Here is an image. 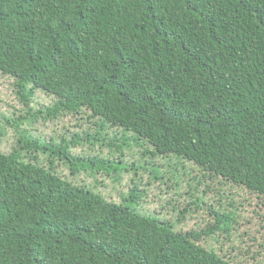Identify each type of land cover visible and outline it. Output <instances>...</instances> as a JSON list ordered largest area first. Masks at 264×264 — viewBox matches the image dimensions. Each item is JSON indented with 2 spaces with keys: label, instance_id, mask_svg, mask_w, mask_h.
<instances>
[{
  "label": "trees",
  "instance_id": "trees-1",
  "mask_svg": "<svg viewBox=\"0 0 264 264\" xmlns=\"http://www.w3.org/2000/svg\"><path fill=\"white\" fill-rule=\"evenodd\" d=\"M0 72L27 106L56 98L45 119L86 112L228 188L204 203L213 224L185 232V216L141 213L137 189L115 204L27 159L111 165L25 132L0 152V264H241L215 245L235 233L264 260L244 209L245 192L264 200V0H0Z\"/></svg>",
  "mask_w": 264,
  "mask_h": 264
},
{
  "label": "rangeland",
  "instance_id": "rangeland-1",
  "mask_svg": "<svg viewBox=\"0 0 264 264\" xmlns=\"http://www.w3.org/2000/svg\"><path fill=\"white\" fill-rule=\"evenodd\" d=\"M16 91L15 79L0 72V152L9 154L16 147L19 148V139H22L25 132L27 136L41 140L42 143L58 142L65 136L72 156L105 160L122 169L114 171L111 165L110 169H102L99 165L95 167L94 174L85 170L74 174L59 158H54V163L50 165V157L42 152L32 151L30 154L25 153V156L28 159L29 156L36 155L41 166H52L58 175L75 185L94 190L115 204H123L130 198L131 192L137 189L141 195L138 199L141 213L156 215L162 220L176 223L181 216H185L183 224H178L185 232L193 228L205 229L213 224V216L204 207V203L217 201L218 193L228 191L227 187L203 180L200 170L183 164L175 156L153 155L155 150L148 143L137 142L133 134L111 128L99 119H90L86 112L83 116L67 114L53 120L45 119L43 110L55 103V97L37 91L27 106ZM38 111H43L44 114L29 116ZM76 134L82 141L74 145L72 136ZM207 186H211L213 192ZM217 188L219 190L215 192ZM245 196V216L251 221L253 229L249 235L258 236L257 242L264 243V219L259 217V214L264 215V200L247 192ZM197 199L202 202H197ZM238 228L241 233H245L244 224ZM238 234L240 233L232 236L221 234L219 242L211 244H215L217 248L223 247L226 253L230 251L238 263L264 264V260L257 263L253 259L242 258L241 251L233 250L234 247H240ZM247 247L248 245L245 246Z\"/></svg>",
  "mask_w": 264,
  "mask_h": 264
}]
</instances>
